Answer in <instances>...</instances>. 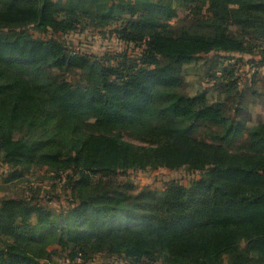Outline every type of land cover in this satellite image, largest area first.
<instances>
[{"label":"trees","instance_id":"1","mask_svg":"<svg viewBox=\"0 0 264 264\" xmlns=\"http://www.w3.org/2000/svg\"><path fill=\"white\" fill-rule=\"evenodd\" d=\"M183 14L180 15L179 11ZM141 47L96 57L58 35L87 28ZM38 33V34H36ZM264 45V0H0V154L12 172L65 174L70 207L0 198V264H264V120L241 116L235 69L185 90L201 54ZM264 52V51H263ZM132 138L135 141H131ZM187 166L161 190L112 179Z\"/></svg>","mask_w":264,"mask_h":264},{"label":"rangeland","instance_id":"2","mask_svg":"<svg viewBox=\"0 0 264 264\" xmlns=\"http://www.w3.org/2000/svg\"><path fill=\"white\" fill-rule=\"evenodd\" d=\"M180 15L183 11H179ZM113 27L103 30L87 28L81 31H73L67 34L58 35L66 46L75 52L91 56L113 57V61L120 59L121 55L127 58H136L140 55L141 47L137 44L126 43L118 39L111 32ZM38 34V33H36ZM264 45L255 49L254 53H209L201 54L199 59L185 69V90L193 93L201 88L208 89L212 98L219 94L222 98H228V105L233 106L236 92L228 94L224 86H211L214 79L211 73H216L221 78V71L224 66L235 69L237 86L243 93L240 103L242 108L241 116L247 120V124H254L264 120ZM226 79H220L226 82ZM131 141L132 138L126 137ZM136 142V141H135ZM12 169L3 162L0 154V198L4 196H26L34 197L39 204L47 205L56 211L67 210L70 207V194L65 184V174L61 176L50 172L46 167L35 168L26 173L22 178L6 181ZM198 172H193L187 166L171 170L166 167L156 169H130L119 172L112 176L113 180L121 184H132L134 190L149 187L161 190L164 184L170 180H179L184 185L197 178ZM69 260L63 252L55 255L52 264H68ZM81 264V263H80ZM82 264H126L123 257H107L104 254L95 255L92 260ZM156 264H161L157 262Z\"/></svg>","mask_w":264,"mask_h":264}]
</instances>
